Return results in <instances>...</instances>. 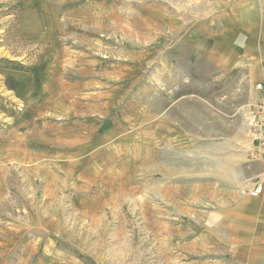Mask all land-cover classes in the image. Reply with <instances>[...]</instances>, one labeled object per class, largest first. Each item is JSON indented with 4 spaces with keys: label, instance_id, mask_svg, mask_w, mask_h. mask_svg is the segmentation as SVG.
I'll return each instance as SVG.
<instances>
[{
    "label": "crops",
    "instance_id": "obj_1",
    "mask_svg": "<svg viewBox=\"0 0 264 264\" xmlns=\"http://www.w3.org/2000/svg\"><path fill=\"white\" fill-rule=\"evenodd\" d=\"M170 3L185 12L174 14L152 4L137 16L143 30L147 25L149 33L142 31V36L152 39L153 55L171 50L175 61L182 58L190 64L198 59L214 68L243 70L251 88L264 82V0ZM87 17L95 23V7ZM98 17L110 20L111 15ZM63 19L59 17V25ZM61 27L59 37L64 35ZM91 37L95 40V32ZM64 53L53 60L46 54L45 62L29 73H4L5 91L22 102V115L32 117V107L38 106L57 119L41 125L34 138L30 126L15 125L7 141L0 142L1 147L6 143L0 147V165L23 164L31 169V178L41 180L39 208L26 205L25 213L45 214L40 226L54 230L55 237L5 240L0 256L11 257L13 264H79L69 246L106 264L113 245L127 251L129 206L141 214L151 237L152 264H264V189L258 197L247 194L264 168L247 158L246 128L241 138L207 142L204 147L195 143L197 152L186 122L179 118L182 97L162 111L126 104L118 114L113 110L119 98L112 97L108 62L98 60L102 63L96 65L93 57L81 66L75 60L78 53ZM55 67L57 72L51 73ZM81 67L83 74H68ZM53 83L59 86L56 91ZM7 116L16 121L14 110L8 109ZM98 116L104 118L103 128L101 120L93 119ZM140 117L151 118L146 146L144 141L136 144ZM16 130L23 135H15ZM69 185L76 192L67 209L87 221L86 240L59 237L65 229L63 197Z\"/></svg>",
    "mask_w": 264,
    "mask_h": 264
},
{
    "label": "rangeland",
    "instance_id": "obj_2",
    "mask_svg": "<svg viewBox=\"0 0 264 264\" xmlns=\"http://www.w3.org/2000/svg\"><path fill=\"white\" fill-rule=\"evenodd\" d=\"M170 2L171 0H0V142L7 141L8 132L15 125L30 126L29 132L34 138L39 137L41 125L57 120L54 115L38 106L32 107V117L22 115V102L11 99L5 91L4 73H29L45 62V56L49 55L51 60L58 56L59 59L65 56L64 51L78 53L79 58L75 60H79L81 66L91 63L93 57L92 61L96 65L102 63L98 60L108 62L113 74L111 84L113 91L115 90L112 97L119 98V101H113V110L118 114H121L120 110L126 104H144L145 108L151 109L154 106L162 111L174 99L182 97L183 101L179 102V110L182 112L179 118L186 122L184 123L190 131L197 152L200 149L195 143L204 147L207 142L209 144L217 140L226 141L231 137L241 138L242 131L246 128L250 105L257 99L254 85L251 88L247 83L244 71L214 68L198 59H191L190 64L182 58L175 61L176 55L171 50L165 51L166 49H162L159 55H153L150 48L152 39L142 36V31L146 34L149 32H146L147 25H143L144 30L138 25L137 16L143 15L146 8L151 10L152 4H159L161 8L172 10L174 14L179 10L185 12L183 8L178 9ZM77 7L81 9L78 10ZM94 7L96 21L92 24V20H87V15ZM109 13L110 20L98 17ZM59 17L64 18L62 27L59 25ZM60 27L64 33L62 37H59ZM94 32L97 36L95 40L91 37ZM41 33L46 35L40 36ZM56 70V67L51 69V73L55 74ZM72 72L83 74V68L79 71L69 69L68 74L73 76ZM56 87L59 88L56 83L51 85L53 91H56ZM90 103L97 105V108L102 106L99 101ZM8 109L15 111L16 121L7 116ZM184 112L186 117L183 116ZM93 119L96 122L101 120L100 128H103V117ZM128 119L134 118L129 116ZM138 119H141L142 128L136 134V144L144 141L146 146L151 138V118ZM17 131L15 135H23V130L21 133ZM139 151L143 152V149L140 148ZM27 168L19 163L0 165V254L6 247L3 244L5 240H37L36 238L47 235L55 237L54 230H46L40 226L45 214L35 211L25 213L26 205L39 208L42 188L41 180L37 177L34 179L33 174L31 178V169ZM75 192L72 185L64 189L63 204H67L66 209L69 198ZM62 215L65 218V229L59 237L66 240H86L87 221L71 212V209H67ZM125 215L128 222V240L125 243L127 251L121 252L119 245H113L111 261L106 264H152L151 237L141 214L127 206ZM124 247L123 245L122 248ZM67 249L79 257V264H99L86 251L80 253L69 246ZM0 264H13L12 258L1 255Z\"/></svg>",
    "mask_w": 264,
    "mask_h": 264
},
{
    "label": "built area",
    "instance_id": "obj_3",
    "mask_svg": "<svg viewBox=\"0 0 264 264\" xmlns=\"http://www.w3.org/2000/svg\"><path fill=\"white\" fill-rule=\"evenodd\" d=\"M257 99L250 105L246 119L247 145L245 152L251 162H259L264 168V82L254 84ZM264 189V169L252 182L247 191L251 197H258Z\"/></svg>",
    "mask_w": 264,
    "mask_h": 264
}]
</instances>
